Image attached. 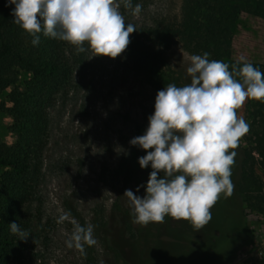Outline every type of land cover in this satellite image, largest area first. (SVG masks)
Masks as SVG:
<instances>
[{
    "label": "rangeland",
    "instance_id": "1",
    "mask_svg": "<svg viewBox=\"0 0 264 264\" xmlns=\"http://www.w3.org/2000/svg\"><path fill=\"white\" fill-rule=\"evenodd\" d=\"M116 3L126 24L147 32V36L134 45L149 55L155 54L163 63L150 73L147 59L134 51L131 42L125 52L112 59L92 57L94 53L90 49L77 53L73 46L59 41L68 76L59 89L51 93L44 110L45 122L38 123L41 147L27 173L30 198L21 207V218L26 222L24 231L29 236L16 246L6 264H135L133 258L139 248L135 246L130 225L132 229L141 225L131 221L134 217L130 201L123 194L131 190L143 197L152 169L140 167L138 158L146 152L129 142L145 133L148 117L154 112L158 91L151 77L158 76L177 86L189 84L187 68L192 55L183 49L176 33L181 0H131L132 8H126L124 0H116ZM136 4L142 5L139 16L133 13ZM231 33L234 58L264 65V18L243 14L234 21ZM85 47L87 49V42ZM17 73L15 81L0 93V142L5 145H12L16 140L8 128L11 92L22 90L24 81L30 78L28 72L18 70ZM252 102L246 100L237 110L238 116L247 123ZM248 136L249 132L234 150L237 152L231 170L234 189L241 151L249 143ZM5 170L0 167V174ZM254 170L264 183V167L256 165ZM230 199L223 198L222 193L210 210L212 219L200 229L204 233L196 230L193 233L195 239L201 240L200 249L207 244L205 232L215 225L222 213L226 215L222 210ZM242 206L244 230L213 264L264 261V257L256 258L254 254L260 242L252 233L257 214L264 211L250 209L246 200L242 201ZM65 212H70L82 226L89 223L94 226L97 243L85 245L86 255L65 243L74 230L69 220L60 222ZM143 227L157 230L162 241H175L169 228H176L173 233L188 234L187 229L193 226L189 221L166 216L164 223L150 222ZM160 244L156 249L150 247L149 264L189 263L186 253L177 252L175 247L163 242ZM145 249L146 245L141 255H145Z\"/></svg>",
    "mask_w": 264,
    "mask_h": 264
},
{
    "label": "clouds",
    "instance_id": "2",
    "mask_svg": "<svg viewBox=\"0 0 264 264\" xmlns=\"http://www.w3.org/2000/svg\"><path fill=\"white\" fill-rule=\"evenodd\" d=\"M14 5L13 23L32 37L37 46L41 34L73 46L77 53L90 49L93 56L112 59L127 49L133 24H126L116 0H7ZM132 8L131 0H124ZM142 5L133 13L139 16ZM87 42V49L85 47ZM209 53L192 55L187 74L191 82L183 86L169 83L156 93L154 112L141 136L130 140L146 154L138 158L141 168L151 167L143 197L131 190L133 223L147 226L164 223L165 217L186 220L194 230L212 219L211 209L221 198L234 193L231 180L240 140L250 125L237 110L246 100L264 102V73L251 63L242 67L222 60H210ZM91 57V58H92ZM151 149V151H148ZM233 150V151H230ZM139 188L137 189V191ZM74 230L65 241L67 247L86 255L85 245L97 243L94 226L80 225L70 212L60 217ZM11 233L19 240L29 236L16 223Z\"/></svg>",
    "mask_w": 264,
    "mask_h": 264
},
{
    "label": "trees",
    "instance_id": "3",
    "mask_svg": "<svg viewBox=\"0 0 264 264\" xmlns=\"http://www.w3.org/2000/svg\"><path fill=\"white\" fill-rule=\"evenodd\" d=\"M13 7L7 0H0V93L15 81L18 70L30 73V78L24 81L22 90L11 92L12 103L8 110L11 124L8 128L15 134L16 140L12 145L0 142V167L6 168L0 174V264H6L16 246L23 241L11 233L9 224L16 222L23 230L26 227L21 218V207L30 198L27 173L36 151L41 147L38 136L41 126L38 123L45 122L44 110L51 93L59 89L68 76L59 40L41 34L39 44L33 46L32 37L13 23ZM243 14L264 18V0H181L180 23L176 33L183 49L191 55L207 52L210 60H222L229 64V70L233 64L242 67L244 63H251L264 73V65L233 57L231 28ZM146 36L145 30L136 29L129 40L134 51L147 59L151 66L149 71L153 73L163 61L134 45ZM151 83L157 91L169 84L155 75L151 77ZM249 119V143L241 151L234 193L223 207L222 212L226 215L222 213L215 220V225L205 232L208 237L206 247L201 248L202 253L196 257L201 250V240L195 239L193 227L187 229L188 234L173 233L177 225L167 228L176 240L162 241L157 230L143 226L132 229L130 225L135 246L139 248H135V264H149L150 247L156 249L161 242L175 247L177 252L186 253L188 264H213L244 230L242 201L246 200L252 210L264 211V183L254 170L256 165L264 167V102L253 100ZM199 232L204 233L202 230ZM145 245V255H141Z\"/></svg>",
    "mask_w": 264,
    "mask_h": 264
},
{
    "label": "built area",
    "instance_id": "4",
    "mask_svg": "<svg viewBox=\"0 0 264 264\" xmlns=\"http://www.w3.org/2000/svg\"><path fill=\"white\" fill-rule=\"evenodd\" d=\"M252 233L255 240L260 242L254 249V254H256V258H262L264 257V213L257 214V221Z\"/></svg>",
    "mask_w": 264,
    "mask_h": 264
}]
</instances>
